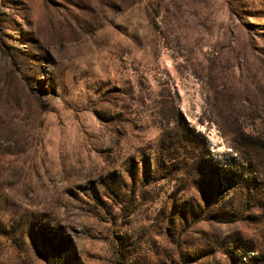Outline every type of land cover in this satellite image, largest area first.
<instances>
[{"label": "rangeland", "instance_id": "374dc122", "mask_svg": "<svg viewBox=\"0 0 264 264\" xmlns=\"http://www.w3.org/2000/svg\"><path fill=\"white\" fill-rule=\"evenodd\" d=\"M0 264H264V0H0Z\"/></svg>", "mask_w": 264, "mask_h": 264}]
</instances>
